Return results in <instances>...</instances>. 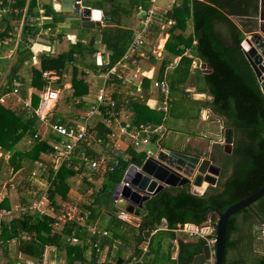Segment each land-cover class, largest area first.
<instances>
[{"label":"trees","instance_id":"trees-1","mask_svg":"<svg viewBox=\"0 0 264 264\" xmlns=\"http://www.w3.org/2000/svg\"><path fill=\"white\" fill-rule=\"evenodd\" d=\"M259 3L260 0H182L178 7L168 12L167 18L173 19L175 25L169 28L170 37L164 48L175 59L179 58L171 74L173 77L169 80L170 92L185 85L193 69V61L196 60L199 64L194 73L202 85V88L197 91L206 93L210 97L209 100L198 101L201 103L198 116L201 118L202 110H209L210 119L219 120L225 128L233 129L234 137L230 154H226L221 146L222 149L210 158L214 163L221 160L220 164H217L221 172L215 187L207 188L201 195L191 192L189 186L164 189L145 203L144 227L152 230L164 220L167 231L161 232H168L174 236L172 230L176 229L177 225L201 226L210 219L213 213L218 215L223 213L229 206L250 196L264 185V94L241 49L244 33L253 32L254 29L251 28H255L257 24L255 17L258 14ZM232 17L237 18L238 25ZM189 24L192 26V34L186 37L184 32ZM4 35L3 33L0 37L3 38ZM130 39L131 33L119 24L104 27L100 43L110 52L106 66L97 62L95 56L93 57L97 51L93 40L88 44L76 42L67 52L59 55L53 53L42 55L40 69L25 68L23 62L30 57V52L20 50L10 69L0 62V69L5 68L3 73H6L8 80L5 89L10 91L11 84L20 77V73L27 69L31 77L29 87L34 92L30 95V103L31 107L35 108L39 102L38 93L43 85L41 72L55 70L61 75L67 72L71 76L73 90V98L68 97V99L71 100V107L75 109L72 115L73 120L70 122L79 121L81 114L88 108L83 102L74 105V100L79 99L84 93L83 90L88 89L84 71L97 75L98 72H107L111 67L125 62L122 57ZM192 50L197 53L195 59L189 56ZM200 63L209 64L212 71L209 74H203ZM166 65L165 62L162 63L160 80L163 79L162 73ZM121 75L126 77L127 71L121 72L118 67L117 73L110 75L105 83L106 88L114 94V99L115 93L123 88L117 79ZM62 81L60 80L59 83L62 84ZM22 84V82L19 84L18 94L26 96L25 90H22ZM175 102L173 101V106ZM143 107V105L133 104L134 122L157 123L160 121L153 115L138 110ZM108 110V106L100 109V113L95 115L90 123L88 129L90 137L87 135L88 139L80 143L78 149H75L71 156L72 159L62 160L57 167L56 157L51 162L45 160V156L52 153L48 142L41 140L40 137L35 138L38 129L36 119L28 117L25 109H11L0 104V176L6 168L11 169L10 175L19 171L26 173L25 178L16 185L18 192H21L18 197L19 209H26L32 202L39 199L45 190V183H50L52 186L47 193L49 200L54 202L57 196L63 200L67 199L68 180L75 177L76 172L80 173L83 169L88 170L86 163H81L77 156L86 153L90 159L98 157L91 147L93 143H97L99 138L106 146V135L109 129L102 123V119L106 118ZM169 114L178 118L182 117L184 121L187 120L184 116L175 115L173 107ZM64 120L67 119H57L59 123ZM25 137L31 138L29 149L16 150V145ZM160 143L161 140L157 145L159 149L165 148ZM7 152L11 153L8 161L2 157V154ZM125 155L127 156L125 160L120 158L119 165L104 175L99 192L91 195L87 192V196L93 200L90 205H86L89 216L84 225L69 223L62 230H58L54 226L55 220L50 216H42L30 211H25L18 217L12 218L9 223L0 219V248L6 258L5 264H45V252L53 247L57 249L56 255H51L48 262L99 264V250L96 245L99 244L100 250L105 246L113 248L116 240L121 241L126 238L124 232L126 223L113 215L118 210L110 197L112 191L120 184L131 164L138 166L146 158L145 152L137 151L132 147L126 149ZM76 165H78V171H74ZM38 166H44V170L39 171L40 175L32 174V170ZM83 181L87 187L85 179ZM92 186L90 187L93 189ZM85 190L87 188L84 187L81 192ZM22 191L28 193L24 194ZM101 205H105L107 214L112 215L109 223L104 225V228L112 234L110 239L102 236L104 228L100 225L94 226L101 232L100 234L91 235L89 232V227L93 226L92 221L99 215L101 216ZM107 208L110 210L107 211ZM1 209H8L6 199L0 201V211ZM239 217L243 219L244 227H247L243 232V235H246L245 244L253 243V226L257 218L259 219L258 224L263 228L261 234L264 237V196L228 219L226 248L222 264H264V243L263 250L253 252L255 249L250 244L248 256L239 253L238 258L228 259V251L235 245L231 236L241 229L238 225ZM142 236V233L134 236L135 257H140L142 253L138 249V245L144 241ZM71 237L77 238L79 242L67 241V238ZM11 242H15L17 246V254L12 260L7 258L8 246ZM204 246L205 242L201 239L188 243L179 241L177 257L171 260L172 249L170 248L164 259L171 264H194V257L202 253ZM149 248L147 255L154 252L152 244ZM88 250L91 253L89 259L86 256ZM154 253L158 254L159 250L157 249Z\"/></svg>","mask_w":264,"mask_h":264},{"label":"crops","instance_id":"crops-1","mask_svg":"<svg viewBox=\"0 0 264 264\" xmlns=\"http://www.w3.org/2000/svg\"><path fill=\"white\" fill-rule=\"evenodd\" d=\"M181 1L182 0H180V4H181ZM166 4H167V0H156V4H155L156 10L161 8V11H158V17L161 18V20H163L162 22H165V17L167 18V16H165L163 14V9L165 8ZM81 5H82V7L87 6V7H90L92 9H96V10L100 11V13H101V22H100L101 26L96 27L93 30H84L83 31L80 28V26L78 25L77 28L78 29L80 28L78 36L75 37V35H72V38H70L71 42H69L67 40V43H66L67 38L60 33L59 29H61L68 22L67 20H64V16H66V15L72 16V15L63 13L61 11L57 1H54V0H0V29H16L18 27H20L19 29H22L23 42L19 43L17 45V51L27 50L28 52H30V57L27 60H25L26 62L29 61L30 64L26 65L27 63H25V65H24L25 61L23 62V65L25 68L34 67V68H39V69H40V63L33 65L31 62L32 56H33L32 47H33L34 43L37 44L36 42H34V40H35V37L39 34H41L40 35L41 38H43L45 36L43 39L44 41H47V40L50 41V43H48L47 45L49 46L51 53H53L55 55H59V54L67 52L69 50L70 46L76 42L80 41V43H82V44H86V43L88 44L89 41L93 40L95 43L94 47L97 50L96 53L93 54V57L95 56V59L97 62L103 63L106 66L109 62L110 52L106 49V47L103 44L100 43L101 34H102V30L104 29V27H111V26H115V25L119 24L121 27L126 28V30H128L131 33V39L128 43L129 45L127 46V50L125 51L124 56L122 57L123 61H125V62L119 63L120 65H123V64L126 65L128 77H127V75H126V77L121 75L117 78L118 82L120 83V85L123 86V88H121V90H119L118 92L115 93V95H116L115 99L113 98L114 94L112 92H110L105 87V89L107 91V97L110 98V103L104 102L99 106L100 109L103 106H108V108H109V110L106 112V118L102 119V123L105 124L106 128L109 129V132L106 135V137H107L106 148L104 149L105 144L103 141L102 147H99L97 145V143H93V146L91 147V149L94 150L97 155L99 154L98 152H100V150H102V148L105 150L106 154H110L112 152V149L110 148V146L114 142V141L110 140L111 139L110 135L114 132V128L119 129L121 127L128 126L129 130H133V127L136 125H139V124H146L147 125L148 124V125H151L153 127H161V129L163 131L162 138L164 136H166L167 133L170 131H175L176 133H178L180 135L186 134L188 138L184 142H182L181 148L186 147L187 151L193 152L195 154L199 153L201 155H203V153H201V151H206V152L208 151V153H211L212 149H211V147L209 148V146L211 145V141L204 139L203 135H210L211 134V136L214 137L212 141L219 139V137L220 138L224 137V131L222 130L224 126L222 125V123L219 120L209 119L207 122H202L200 119L201 123H205L204 126H197V125L194 126L191 124V126H189V129H185L181 133V132H178L175 129V127L174 128L168 127V120L164 118L165 116H167L170 113V110L172 109V107L174 109V106L172 105V103L174 101L172 95H174V94L180 95L181 99L183 97H188V99H190L191 101H205V100L210 99V97L206 93H198V91L196 90V85L198 83L199 84H201V83L198 82V79L196 78V75L194 73L195 69H191V74H190V75H194V77H195L194 86H188V80L190 77V75H189L185 85L179 86L176 90L174 89L173 91L170 92L169 80H171L173 77V75H171V74H172L175 66L178 64L177 59H179V58L175 59L173 57V55H171L170 53H167L165 51L164 47H165L167 40L170 37L169 28L172 27L173 25H175V21L173 19H170L173 21V25L168 26V28L166 30L161 29L162 25L160 23L156 22L155 20H151V21L147 22L148 11L152 7V0H81ZM39 11H42L43 13L40 15ZM261 12L264 15V0L262 2V6L259 3L258 14H257V17H255L257 24H256L255 28H251V29H254V31L251 33H244L243 42L246 39H249L253 35V33H255L258 30V27L260 24L259 18H260ZM40 18H41V22L43 23L42 27H41V25L38 24L39 22L36 21L37 19L40 20ZM73 19H74V17H73ZM232 19H234V17H232ZM22 21H23V23H22ZM112 23H117V24H112ZM235 23L238 25L237 21ZM140 32L142 33L141 34L142 40L140 39L142 41V44L136 45V38L138 36H140ZM190 34H192L191 24H189L187 26V29L184 32V35L186 37H188ZM193 42H194V40H193ZM39 43H41V42H39ZM132 47H134L133 51H132ZM8 48H9V46L5 47V49H8ZM10 48H11V45H10ZM241 49H242V44H241ZM48 54H50V53H48ZM46 55L47 54H45V56ZM243 55H244V53H243ZM17 56H18V53H17ZM191 58L195 59V57H191ZM244 58H245V56H244ZM0 62L5 67L9 66V63H7L6 60H0ZM163 62H165L167 65H166V67L162 73L163 79L160 80L161 78L159 77V74H160ZM173 62H174V64H173ZM193 63L199 64L196 60L193 61ZM247 63H248V61H247ZM200 64H202V63H200ZM248 65H249V63H248ZM249 67H250V65H249ZM137 69H139L140 73H142V74H138L136 77L137 79H135V80H133L132 78H129L133 75V73ZM158 69H159V71H158ZM25 70L26 71L20 73L19 74L20 77H18L13 82V84H11V86H12L11 90L7 91V89H5V87L8 85L7 84V81H8L7 75H5L6 73H3L4 70L0 69V74H2V75H0L1 76L0 77V104H2L4 107H9L11 109H16V108L25 109L27 114H28V117H30V118L34 117L36 119L38 129H37L35 138L40 137L41 140H46L48 142L49 146L52 148V153H50V155H46L45 160L51 162V160L55 157L53 147L56 143L59 142L60 138L52 132L50 125L59 123V121H57V119L59 117L56 118L55 121H52V118H53L54 109L57 107V105L61 99V95H60L59 100H58L57 104L55 105V107L52 109L50 114L47 115L46 121L42 122L35 115V111L38 109V107L40 105L41 95H42V92H43V89L45 86V82L42 80L43 85H42L41 90L38 93V96H39L38 105L35 108H32L31 103H30L31 102L30 101V95L34 92L29 87L30 86V80H31L29 72L27 69H25ZM43 71H45V70H43ZM84 73H85L84 79L88 84V89L83 90L84 91L83 95L81 97H79V99L74 100V105L78 104L79 102H83V104L85 106L89 107L93 102H95L96 96H97L99 90L104 86V83L108 80L109 76L113 75V74H110V75H108V77L105 78L106 71L105 72L104 71L98 72L97 75L93 74L94 76L91 73H88L86 71H84ZM87 74L92 75L91 80L88 79ZM62 75L65 77H62ZM62 75H60L61 80L67 81L69 86H70L69 89H64V91L67 92L66 93L68 95L67 97H70V99H72L73 98L72 97L73 90H72V86H71V76L67 72H65ZM66 75L69 77H66ZM100 75H101V77H100ZM94 77H98L102 81V84L100 85V87L97 86L98 84L93 85L92 81H93ZM15 82H19V84L21 82L23 83L22 84V88H23L22 90H25L26 96H21V95L19 96L18 93H19L20 85L18 86L19 88L17 90V93L16 94L13 93L12 89L14 88L13 86H14ZM156 82H158V83L163 82L166 84V86L168 87L167 88V90H168L167 95L163 94L158 87L154 86V84ZM21 93H22V91H21ZM165 99H167L168 105H167V108L165 111H161L158 108L162 107L163 101ZM134 103L144 106L143 108L138 109L139 111L141 110L142 112H145L149 115H153L156 119H160V121L157 120L158 121L157 123H144V122H138L137 123V122H134V117H135V115H134L135 113L133 112V104ZM87 109H86V111H87ZM110 109H112V110L110 111ZM71 114L72 113H70L68 115V117H66L63 114V116H62L63 118H59V119H67L71 116ZM175 115H177V114H175ZM69 120L72 121L73 119L69 118ZM177 120L182 121V122L184 121L181 117L177 118ZM66 121L67 120H64L63 122H66ZM63 122H60V123H63ZM184 124L186 125V121L184 122ZM199 128H200V130H199ZM170 129H172V130H170ZM204 129H206V130H204ZM159 141L160 140L158 139V135L154 134L150 138V142H151L150 144H152V145L154 142H159ZM115 143H116V145H119L120 147H126L127 143L130 144V142H128L127 140H124V139H121ZM30 145H31V138L25 137L16 145L15 149L26 151L29 149ZM213 145H220V144L215 143ZM213 145H211V146H213ZM148 146H147V148H148ZM129 147H131V146H128V148ZM165 148L174 149V147H165ZM142 149H144V147ZM149 149L151 151L155 152V150H153L152 148H149ZM155 149H156V146H155ZM138 151H140V150H138ZM0 154H1V151H0ZM6 154H8V156L10 158V156H11L10 152L2 154V157H3V155H6ZM50 157H52V158H50ZM126 157H127L126 155H123L121 160H125ZM9 158L7 160L5 158L4 159L6 161H8ZM77 158L82 163L81 155L77 156ZM95 159H91V160H95ZM54 160L55 159H53V161ZM58 165L59 164L57 163V160H56V166L58 167ZM76 166H78V165H76ZM38 167H35L32 170V174L35 175V174L39 173V171L44 168V166H41L39 168ZM87 167H88V170L83 169V171L80 173L76 172L77 173L76 177H75V179H73L75 181V183L78 182L76 185V188L78 190L75 188H72L71 185H73V183H70L71 185L69 184L67 199H65V200L61 199L62 203H67L66 206H69L70 204L76 203V202L79 203L80 210L83 213L88 212V209H86V205L87 206L90 205L93 198H91L90 201L89 200L84 201L85 203L80 202V198L83 200L82 197L84 196V195H81L82 194L81 188L82 187H85V189L87 188V190H85V191H87L89 193V195H91L92 193H95V192H94V189H92L90 186L94 185L97 182L102 184L103 180H104V175H102L100 170L92 171L89 168L88 163H87ZM4 174H5V172L3 171V173L0 176V194H1L0 195V201H3L6 199V201L8 203V209H1V211H9L11 209L10 203H12V198H11L12 194L9 197L6 195V192H5V195L3 194L4 185H3L2 179L4 177ZM83 179H85V182L87 183L86 184L87 187L85 186ZM10 187H11V185H10ZM209 187H213V186H208L207 188H209ZM12 189H14V188H12ZM165 189H167V188H165ZM190 191L193 192L192 187H190ZM203 191L205 192V190H203ZM79 193H81V194H79ZM75 194L78 195L77 199H75V197H74ZM18 196H19V194H18ZM87 198H88V196H87ZM84 199H86V198H84ZM111 200H112V198H111ZM108 210H110V209L107 208V211ZM118 213L119 212H117V213H115V215L114 214L113 215L118 220L126 223L125 229L129 228L131 230L132 235H133V236L130 235V236L124 238L125 240H127L126 242L129 241L130 245L127 246L122 241L116 240L115 242L120 243L123 247L126 248L125 251L118 249L115 246V243L113 245V248H109L108 246H105L104 249L100 250V248L98 246L99 244L96 245V247L99 250L98 251L99 261H100L101 256L104 260L108 256H111V258L114 259V262H116V264H128V262H130L132 260V257H135L134 251H133V249L135 248L134 247L135 246L134 236H137V235L142 233L143 234L142 237H144V232L147 228L144 227V225H143V216L140 219H138V218H134L132 216L126 215L125 216L126 218L121 220L117 217ZM98 217H100V215ZM107 217L110 218L109 221L112 219V215L107 214ZM258 220H259L258 218L256 220H254L255 225L253 226V232L254 233H253V243L252 244H255V246H256L254 248L253 245H251V247L253 249H255L254 251L252 250L253 252L263 250L262 246L257 247L258 243L262 242L264 240L263 234H261V231L263 228H261V226L258 224ZM92 222H93L92 225L97 227L98 221H96V219H95ZM238 225H240L241 229L239 230L238 233L237 232L233 233L231 236V240H232V242H234L235 245L228 251V259L229 260H233V259L238 258L239 253L243 256H248V253L247 252L243 253L242 249H241V244H245L244 240H246L245 239L246 235L245 234L243 235V232L247 228L246 226L244 227V221L241 217L238 218ZM157 227H158V229H161L160 231H166L165 230L166 229V222L164 220H162L161 224ZM157 227H155V228H157ZM104 231L106 232V235L105 236L102 235V236L108 237L110 239L112 237L111 232H109L105 228H104ZM160 231H158V232H160ZM157 233L155 235L147 238V240H145V237H144L145 243H142L143 242L142 241L138 245V249H140L142 252V250L144 248H147L148 254H149V249H150L149 245L153 244V238L157 235ZM165 233L167 234L168 232H165ZM166 236H168L169 239L167 240L168 244L165 247V250H161V244L160 243H158V250L160 253L161 252L163 253V257H164L165 254H167V252L171 248L172 249L171 260H173L177 257L179 241H182L183 243L196 241V239H188V237L184 234H174V236H172L170 233H168ZM243 237H244V239H243ZM175 240L177 242H175ZM68 241L71 242L69 239H68ZM78 242H79V240H78ZM116 248L122 252H125V256L115 259L113 249H116ZM156 250L154 249L153 251L155 252ZM56 251H57V249L54 247L48 248L46 250V252H45V264L60 263L57 261L47 262L48 259L51 257V255H53V256L56 255ZM252 251H251V253H249L250 255L252 254ZM154 252H153V254L151 253L150 255H147V257L144 258L142 261L149 264L150 260L152 259V256L156 255ZM86 256L88 259L90 258V256H91L90 250H88V252H86ZM135 258H136L135 261H139V259H140V257H135ZM104 260H103V262H104ZM99 261H98L99 264H103V263H100ZM62 262H65V261H62ZM247 262H249V260ZM138 263H140V262H137L136 264H138ZM142 263H140V264H142ZM132 264H135V263H132ZM200 264H203V262Z\"/></svg>","mask_w":264,"mask_h":264},{"label":"built area","instance_id":"built-area-1","mask_svg":"<svg viewBox=\"0 0 264 264\" xmlns=\"http://www.w3.org/2000/svg\"><path fill=\"white\" fill-rule=\"evenodd\" d=\"M78 3V2H76ZM156 0H152V7L148 11L147 16V22L151 20H155L156 22L160 23L161 29L166 30L168 26L173 25V21L169 18L165 17V22H162L161 18L158 17V10H156ZM180 5V0H167V4L165 5V8L163 9V14L167 16L168 12H170L173 8L178 7ZM40 15L43 13L42 11H39ZM39 22L38 24L42 27L41 18L40 20H36ZM23 23V21H22ZM20 27L16 29H0V35L5 34L3 38L0 37V60H6L7 63H9V66L7 67L10 69L11 64L15 61L17 57V45L19 43L23 42L22 37V29H19ZM142 33L140 32V36L136 38V45L142 44ZM41 34L37 35L35 37L34 42L37 44H33L32 47V64H39L40 62V55L42 53L48 54L51 53V50L49 46L47 45L50 43L49 40L44 41V37L41 38ZM141 39V40H140ZM41 42V43H39ZM11 45V48H10ZM9 46L8 49H5V47ZM134 50V47H132V51ZM2 51V52H1ZM178 60V59H177ZM5 62V63H6ZM177 62V61H176ZM27 63L26 65L30 64L29 61H25ZM174 64V62H173ZM176 64V63H175ZM198 64L193 63L192 68H197ZM121 70V72H126L127 68L126 65H120L111 67L106 72V77L110 74H116L118 71ZM39 69V68H37ZM142 74L140 73V70L137 69L133 75L129 78H132L133 80L137 79V75ZM6 75V74H5ZM61 74L59 72H56L55 70H45L41 72V78L45 82V86L41 95L40 105L38 109L35 111V115L42 121H46V117L52 109L57 104L60 95L64 91V89H69L70 86L67 81H64L59 83L61 80ZM102 75V74H101ZM100 75V77H101ZM62 77H65L62 75ZM66 77H69L66 75ZM128 77V75H127ZM262 79H264V72L262 73ZM62 81V80H61ZM106 83V82H105ZM104 83V86L99 90L95 102H93L87 109V111L80 116L79 121L70 122V120H67L63 123H57L50 125V128L54 134H56L60 140L58 143H56L53 147L54 149V156L56 157V160L61 159L62 160H70L72 159V154L75 151V149H78L80 143L85 142L88 137V129L90 127V123L93 119V117L100 113L99 106L104 102L110 103V98L107 97V91L105 89L106 85ZM259 85H261V82H259ZM19 82L14 83L13 93L16 94L18 90ZM155 87H158L160 91L167 95L168 90L167 86L163 82H156L154 84ZM168 102L167 99L163 101L162 107H159L158 109L161 111H165L167 108ZM211 118V113L209 110L204 109L201 112V120L207 122ZM71 123V124H69ZM223 130V129H222ZM158 135V139L161 140L163 136V131L161 127H153L151 125L146 124H139L133 127V130H129L128 126L121 127L119 129L114 128V132L110 135V140L114 141L113 144L110 146L112 149V152L110 154H106L105 148H102L100 152H98V157L95 160H91L86 153L81 154V160L82 162H85L86 165L88 163L89 168L92 171L100 170L102 175H105L106 173L113 171L116 166L119 165V160L122 158L123 155H125V151L128 148V146H131L135 150H140L141 152H145L146 158L150 156H154L155 152L151 151L147 146L151 143L150 138L153 135ZM204 139H212L214 137L210 135H203ZM124 139L130 142V144H126V147H120L119 145H116L115 142ZM97 144L99 147L102 145V140L99 138L97 139ZM220 144L224 145V138L219 137V139H216L214 141H211V145L213 144ZM156 145L157 150L159 149L158 142L153 143ZM144 147V149H142ZM1 156V154H0ZM3 157L7 160L9 158L8 154L3 155ZM40 166V165H39ZM136 166L134 164H131L130 167ZM129 169V168H128ZM127 169V170H128ZM44 168L42 169V171ZM127 170L125 174L127 173ZM74 171H78L77 166L74 167ZM124 174V175H125ZM119 185V184H118ZM120 185H124L123 181L120 182ZM45 190L42 193L41 197L37 199L36 201L32 202L29 207L26 209H21L24 212L30 211L32 213H38L42 216H50L52 219L55 220L54 226L58 230H62L66 224L69 223H76L79 225H84L86 220L88 219L89 213L88 212H81L79 203H72L69 206H66L67 203H62L60 201L59 206L52 203L51 200L48 199L47 191L51 187L50 183H45L44 185ZM114 205L117 203L116 200L113 201ZM58 206V207H57ZM19 209V208H18ZM117 217L121 220L125 219L127 213H125L123 210H118ZM6 213V212H5ZM61 227V228H59ZM161 229L154 228L150 230L149 237L155 235L158 231ZM167 231V227L165 229ZM215 231V226L208 220L204 226H196L192 224H179L177 225L176 229L172 230L174 234H184L190 239H201L205 242V245L209 248V257L203 262V264H215V243L216 239L213 235ZM89 232L91 235L100 234L101 232L94 226L89 227ZM102 235L105 236L106 232L103 231ZM72 243H78V239L71 237L68 238ZM67 239V241H68ZM70 242V243H71ZM175 242H177L175 240ZM148 249L144 248L142 250L141 256L139 261H135V257H132V260L128 262V264L137 263V262H144L142 261L144 258L147 257ZM55 264H66L65 262L55 263Z\"/></svg>","mask_w":264,"mask_h":264},{"label":"water","instance_id":"water-1","mask_svg":"<svg viewBox=\"0 0 264 264\" xmlns=\"http://www.w3.org/2000/svg\"><path fill=\"white\" fill-rule=\"evenodd\" d=\"M57 1L61 11L70 14L78 21L82 30H93L101 26V13L99 10L81 5V0H54ZM78 2V3H76ZM263 0H260L262 6ZM97 13L98 18H93ZM258 30L242 43V51L248 61L256 79L261 82V91L264 94V15L260 13ZM196 51L189 53L190 57H196ZM200 69L203 74H209L212 68L209 64L202 63ZM195 77L190 75L188 86H194ZM234 132L231 128L224 130L223 151L230 154L233 145ZM206 155V151H201ZM61 159L57 160L59 164ZM221 168L214 164L209 157H202L199 153L183 149L162 148L155 151L154 156L145 158L140 165L129 167L122 181L124 185H117L111 195L116 200L117 210H123L129 216L140 219L143 216L144 205L152 197L165 188H181L189 186L193 193L201 195L208 186H215L220 175ZM264 196V185L250 196L232 204L223 213H213L210 221L215 224V264H222L226 248V227L230 216ZM142 221V220H141ZM144 222V220H143ZM150 228L144 232V237H149ZM115 246L125 251L126 248L115 242ZM209 257V248L203 247L201 254L193 259V263L200 264Z\"/></svg>","mask_w":264,"mask_h":264},{"label":"rangeland","instance_id":"rangeland-1","mask_svg":"<svg viewBox=\"0 0 264 264\" xmlns=\"http://www.w3.org/2000/svg\"><path fill=\"white\" fill-rule=\"evenodd\" d=\"M158 11H161V8H159ZM64 20H67L68 22H67L66 25H64L59 30H60V33L67 38L66 39V43H67V40L69 42H71L70 38H72V35H75V37L78 36L80 28L79 29L77 28L79 23H78V21L74 20L72 16L66 15V16H64ZM233 20L235 22L237 21V19H233ZM4 69H5L4 67L1 68V70H4ZM88 73H89V71H88ZM88 79H90V80L92 79V75L91 74H88ZM92 82H93V85L98 84L97 86H99V87L102 84V81L98 77H94ZM201 88H202V85L198 83L196 85V90L201 89ZM66 93L67 92L64 91L61 94V99H60L57 107L54 109L52 121H55V119L58 118V117L59 118H63L62 117L63 114L66 117H68V115L70 113H72L69 118H71V119L73 118L72 115L75 112V109L71 107L72 106L71 105V100L68 99V97H67L68 95ZM172 97H173L174 101H176L175 104H174V113L177 114L178 116L180 115V116L186 117L187 120H186V125H185L184 124L185 121H183V122L179 121V120H177L178 117L175 118L173 115L168 114L167 116L164 117L165 119L168 120V127H171V128L175 127V129L178 132L182 133L183 130L189 129V126H191V124L194 125V126L195 125L204 126L205 123H201V121L202 122H205V121H203V120L200 121L201 118H199V116H198V110H199V108L201 106L200 102L191 101L190 99H188V97H183L181 99L180 95H178V94H174V95H172ZM69 118H67V120H69ZM170 130H172V129H170ZM199 130H200V128H199ZM204 130H206V129H204ZM187 138L188 137H187L186 134H181L180 135V134L176 133L175 131H170V132L167 133L166 136H164L161 139L162 141H161L160 145L164 146V147H174V149H183L185 147L181 148V144ZM206 140L212 141L213 138L212 139L209 138V139H206ZM210 147L212 149L211 153H208V151H207L206 155H201V154L200 155L202 157L206 156V157L211 158L213 155L218 153V151L220 149H222L221 145H213V146L210 145L209 148ZM148 148H152L153 150H155L154 144L153 145L150 144L148 146ZM220 162H221V160L219 159L218 163L220 164ZM218 163H214V164L217 165ZM4 172H5V174H4V177L2 179L3 185H4L3 194L5 195V192H6V195L8 197L12 194V196H11L12 203H10L11 204V209L9 211H0V219L5 221V223H9V221L12 218L18 217L20 214H22L24 212L23 210L18 209L19 199L17 197H19L18 194H21V192H18V187L16 185H18L17 183H20L25 178L26 173H23V171L22 172L19 171L16 174L14 173V174L10 175L11 169H8V168H6L4 170ZM227 172H228V170H227ZM36 175H40V172L37 173ZM75 177L70 178L68 180V183L69 184L73 183V185L70 184L71 187L77 189L76 185H77L78 182L75 183V181L73 180V179H75ZM10 185H11V188H10ZM92 187H94L93 188L94 192L97 193V192H99V188L101 187V183L97 182ZM12 188H14V189H12ZM51 189H52V186L49 188V190H51ZM81 189L83 191L84 187H82ZM48 191H47V193H48ZM22 192H24V194L28 193L26 191H22ZM79 194H81V193H79ZM81 195H84V196L82 197L83 200L80 198V202L85 203L84 201H88V200L90 201L91 200V197L90 198L89 197L86 198L87 195H88L87 191L83 192ZM74 197H75V199H77L78 195L75 194ZM84 198H86V199H84ZM60 201H61V198L59 196H57V197H55L54 202H52V203L59 206ZM112 212L113 211H111V213ZM114 215H115V213H114ZM95 219H96V221H98V226L100 225L101 228H104V225H107L109 223V219L110 218L107 217V212H106L105 205H101V216L100 217H96ZM59 228H61V227H59ZM124 232H125V236L126 237L132 235L131 230L129 228L125 229ZM166 235L167 234L165 232H161V231L157 233V235L153 238V244H152L153 245V249H155V250L158 249V243H160L161 244V250H165V247L168 244L167 240L169 239V237L166 236ZM143 239H144V237H143ZM145 240H147V239H145ZM121 241L127 246L130 245L129 241L126 242L127 240H125V239H123ZM142 243H145V242L143 241ZM250 243H251V245H253L254 248L256 247L255 244H252V242H250ZM250 243L241 244V249H242L243 253H246V252L249 251ZM263 243L264 242H259L257 247L258 246H263ZM16 247L17 246H16L15 242H11L9 244V246H8V256H7L8 259L12 260V259L15 258L16 254H17L16 253ZM113 251H114L115 259L125 256V252H122V251L118 250L117 248L113 249ZM103 260L104 259L101 256L100 257V261H99L100 263H103V264H116V262H114V259L111 258V256H108L104 260L105 263L103 262ZM5 263H6V258L4 257L3 251L0 248V264H5ZM149 264H171V263H169L168 261H166L164 259L162 252L161 253L159 252L158 254L152 256V259L150 260ZM247 264H250V263H247Z\"/></svg>","mask_w":264,"mask_h":264},{"label":"clouds","instance_id":"clouds-1","mask_svg":"<svg viewBox=\"0 0 264 264\" xmlns=\"http://www.w3.org/2000/svg\"><path fill=\"white\" fill-rule=\"evenodd\" d=\"M42 55H45L44 53H42L41 55H40V57L42 56ZM40 63V62H39ZM223 125V124H222ZM226 128L225 127H223V131L225 130ZM224 138V137H223ZM222 146V145H221ZM223 147V146H222ZM213 187H215V186H213ZM209 221H210V219H209ZM211 222V221H210ZM212 223V222H211ZM213 224V223H212ZM193 225V224H192ZM205 225V223L203 224V225H201V226H204ZM214 226H215V224H213ZM188 239H190V238H188ZM197 240V239H196ZM206 246V245H205Z\"/></svg>","mask_w":264,"mask_h":264},{"label":"bare ground","instance_id":"bare-ground-1","mask_svg":"<svg viewBox=\"0 0 264 264\" xmlns=\"http://www.w3.org/2000/svg\"><path fill=\"white\" fill-rule=\"evenodd\" d=\"M93 18H95V19L98 18L97 13H94V14H93Z\"/></svg>","mask_w":264,"mask_h":264}]
</instances>
